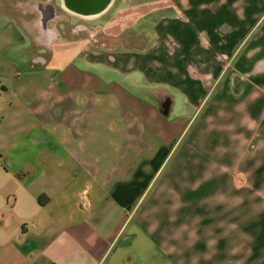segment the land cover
Segmentation results:
<instances>
[{
    "label": "crops",
    "instance_id": "1",
    "mask_svg": "<svg viewBox=\"0 0 264 264\" xmlns=\"http://www.w3.org/2000/svg\"><path fill=\"white\" fill-rule=\"evenodd\" d=\"M113 6L0 0V264H264V0Z\"/></svg>",
    "mask_w": 264,
    "mask_h": 264
},
{
    "label": "water",
    "instance_id": "2",
    "mask_svg": "<svg viewBox=\"0 0 264 264\" xmlns=\"http://www.w3.org/2000/svg\"><path fill=\"white\" fill-rule=\"evenodd\" d=\"M115 0H61L63 9L70 15L82 20H96L113 6ZM172 98L161 103L162 114L168 116L172 107Z\"/></svg>",
    "mask_w": 264,
    "mask_h": 264
},
{
    "label": "rangeland",
    "instance_id": "3",
    "mask_svg": "<svg viewBox=\"0 0 264 264\" xmlns=\"http://www.w3.org/2000/svg\"><path fill=\"white\" fill-rule=\"evenodd\" d=\"M119 6V1L116 2V5H114L112 8H111V13L110 14H114L115 12H117V8ZM101 20V19H100Z\"/></svg>",
    "mask_w": 264,
    "mask_h": 264
}]
</instances>
